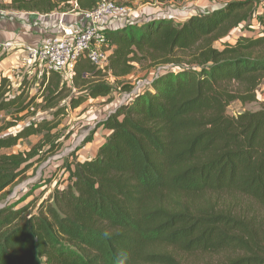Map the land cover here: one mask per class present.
<instances>
[{"label": "trees", "instance_id": "trees-1", "mask_svg": "<svg viewBox=\"0 0 264 264\" xmlns=\"http://www.w3.org/2000/svg\"><path fill=\"white\" fill-rule=\"evenodd\" d=\"M100 1L10 0L8 7L49 14L93 10ZM215 2L182 21L154 16L103 29L111 47L105 67L80 57L69 82L45 71L31 96L24 83L14 94L0 76V112L10 113L0 132L37 109L51 116L0 137V149L38 138L23 153H0L2 195L59 151L68 109L114 91L109 76L117 84L136 65L165 66L99 124L108 134L93 157L63 163L62 188L35 210L0 207V264H184L181 254L227 251L240 253L230 264H264L263 240L258 245L245 219L220 204L241 195L264 205V100L257 110L227 113L234 101H256L264 19L258 35L219 49L213 43L246 23L256 0ZM123 85L126 93L135 87Z\"/></svg>", "mask_w": 264, "mask_h": 264}, {"label": "rangeland", "instance_id": "rangeland-1", "mask_svg": "<svg viewBox=\"0 0 264 264\" xmlns=\"http://www.w3.org/2000/svg\"><path fill=\"white\" fill-rule=\"evenodd\" d=\"M115 1L116 4L124 5L128 8H138L139 4H141L149 13H161L164 17L178 21L186 19L190 14L204 13L216 5L215 0ZM134 1H137L136 4H132ZM149 13L145 14L147 15ZM142 16L144 17L145 15L143 14ZM262 19H264V0H256L251 18L246 23H242L238 27L232 29L227 36L214 42L213 46L222 49L225 44H233L239 36L258 35L262 28L260 24V20ZM163 68H165V66L144 68L141 65H136L132 74L126 78L120 79L117 84L114 82V79L111 81L110 77H108V82L113 86L114 91L109 95L107 101H104L101 97L90 98L77 108L68 109L61 122V127H63L62 134L64 137L59 151L43 162L34 163L25 173L23 179L17 180L11 186L7 187L4 193L0 195V204L5 205L20 202L17 204L16 208L30 204L31 208L35 210L38 204L47 198V195L53 190L55 185L58 184L59 188H62L68 178V173L65 172L63 163L69 162L75 158L80 160L88 157L90 146L95 145L97 142L100 143L103 140L105 128L98 126L103 121L102 119L107 116L108 111L113 107L110 105L106 106V104L116 99L121 100L123 96L125 97L127 90H124V88L128 85L123 84L128 82L131 83V85L135 84L134 86L138 88L140 87V85H138L139 83L149 80L155 73L161 71ZM44 72V67L37 61H26L19 64V69L16 67L10 70L12 79L8 76L6 77L10 80L14 94L17 93V88L24 83L25 86L29 87L28 95L31 96L38 90L39 78ZM256 96V101L251 103H241L239 101L230 103L227 107V113L231 116H237L245 110L254 111L259 109L260 103L264 100V79L257 88ZM40 101L41 99L38 98L37 103ZM50 117L49 111L37 109L34 116H26L18 122L16 126L1 131L0 137L15 134L20 128L26 126L31 121L49 119ZM7 121H10V113L7 111L0 112V126ZM90 135L91 141L88 142L89 144H86L85 148H81V145ZM37 139L36 136L22 139L11 148L0 149V153H23L29 150V148L37 142ZM71 154L74 156L71 157ZM17 188H19V190L16 192ZM23 199L24 201L21 202ZM220 204L241 215L248 224L251 234L255 236V241L258 245L261 243V240H263L264 243V205L261 202L245 196L236 195L232 197H222ZM239 254L240 253L233 251L215 254L186 253L181 254L180 258L184 264H230L231 260L236 258Z\"/></svg>", "mask_w": 264, "mask_h": 264}, {"label": "crops", "instance_id": "crops-1", "mask_svg": "<svg viewBox=\"0 0 264 264\" xmlns=\"http://www.w3.org/2000/svg\"><path fill=\"white\" fill-rule=\"evenodd\" d=\"M136 2L134 1L132 4H136ZM9 3L10 0H0V75L8 76L10 79H12V76H10V70L12 68L17 67L19 69V64L26 61L32 62L28 56V48L37 46L45 40L58 35L60 23L72 25L76 28H81L86 23L83 13L77 10L76 7L69 12L54 11L49 14H36L12 10L8 7ZM143 9L144 6L141 4H139L138 8L129 7L128 14L114 15L112 18L105 20L100 27L104 29H115L123 24H135L154 16H162L161 13L152 14ZM144 11L149 14L146 15ZM143 14L145 15L144 17L142 16ZM109 77L113 81V77ZM108 97H101V99L107 101ZM109 105L113 107L108 111L107 116L121 105V100L116 99L106 104V106ZM107 116L102 120L104 121ZM104 133L106 136L108 131L105 129ZM105 136L100 143L97 142L95 145L90 146L88 157L80 159L79 161L93 157L97 148L104 142Z\"/></svg>", "mask_w": 264, "mask_h": 264}, {"label": "built area", "instance_id": "built-area-1", "mask_svg": "<svg viewBox=\"0 0 264 264\" xmlns=\"http://www.w3.org/2000/svg\"><path fill=\"white\" fill-rule=\"evenodd\" d=\"M81 12L86 21L81 28L60 23L58 35L27 50L30 60L37 61L47 72H58L68 82L74 75L75 64L80 57L86 58L96 68L107 65L111 47L102 33L104 28L100 25L114 15H126L129 8L116 4L114 0H102L93 10ZM145 82L139 83L140 87H134L130 93H126L121 104L128 101Z\"/></svg>", "mask_w": 264, "mask_h": 264}, {"label": "water", "instance_id": "water-1", "mask_svg": "<svg viewBox=\"0 0 264 264\" xmlns=\"http://www.w3.org/2000/svg\"><path fill=\"white\" fill-rule=\"evenodd\" d=\"M28 181H31V180H28ZM28 181H26V182H28ZM4 206V204H0V207H3Z\"/></svg>", "mask_w": 264, "mask_h": 264}, {"label": "bare ground", "instance_id": "bare-ground-1", "mask_svg": "<svg viewBox=\"0 0 264 264\" xmlns=\"http://www.w3.org/2000/svg\"><path fill=\"white\" fill-rule=\"evenodd\" d=\"M20 187H22V186H20ZM17 190H19V188L16 189V192H17Z\"/></svg>", "mask_w": 264, "mask_h": 264}]
</instances>
